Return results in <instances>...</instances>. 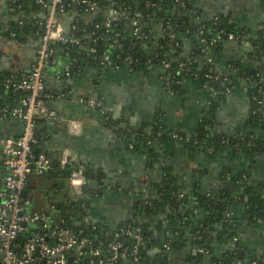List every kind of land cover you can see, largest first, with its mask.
Returning <instances> with one entry per match:
<instances>
[{
	"label": "crops",
	"instance_id": "1",
	"mask_svg": "<svg viewBox=\"0 0 264 264\" xmlns=\"http://www.w3.org/2000/svg\"><path fill=\"white\" fill-rule=\"evenodd\" d=\"M23 1L24 10L19 11L14 1L0 0V26L9 28L12 24H19L16 31L0 30V73L9 72L19 78L27 76L36 60L43 32L40 20L44 16L37 0L32 4L28 0ZM128 1L135 5L144 2L151 6L159 4L167 12L174 10L179 2ZM193 3L195 9L192 13L198 21L225 18L243 30L245 38L239 43L226 39L214 48L206 45L199 33L180 35L179 58L193 61L196 70L181 79L178 86L170 82L164 65L147 62L128 66L126 62L122 66H113L89 61L80 68L73 66L76 59L70 56L65 45L54 46L53 58L44 72L45 85L55 93L48 103L52 101L53 109L63 122L43 123L44 139L40 147L42 153L52 151L53 156L47 155L56 164H59L61 153L66 148L85 165L89 170V190L81 196L88 200L86 211L90 219L106 228L130 222L136 215L137 201L157 196V188L162 186L168 175L174 181V194L190 201L199 188L204 192L230 196L242 194L243 188L250 186L264 195V147L254 153L242 148L232 150L231 147L213 153L203 148L192 150L171 138L148 144L146 140L133 142L136 137L128 136L135 128L143 129L150 137L156 138L170 133L193 137L200 124L206 121L211 136L239 142L252 129L255 96L251 89L254 81L247 73L261 71L257 74L264 79V71L260 69L261 63L250 55V38L264 37V0H193ZM74 4L61 14L65 32H70L74 26L83 28L92 24L100 15L105 22L112 16L111 6L87 10L81 5L75 8ZM143 22L146 26L149 23L145 19ZM130 24L129 16L122 15L123 28L126 30ZM167 24L170 25L167 21L150 24L151 38L155 42L168 34ZM82 28L78 30L87 36L89 33ZM114 53L111 48V56ZM206 66L224 81L223 90H216L212 83L216 81L208 78L207 73L200 74ZM68 67H71L70 74H67ZM82 95L102 101L107 115L115 122L101 123L95 110L76 101V97ZM67 119L78 121L70 125ZM23 128L21 120L0 116V152L6 137L18 136ZM94 171L100 175L98 189L92 188L89 182ZM6 174L0 164V179ZM30 178L26 196L32 197V208L49 210L50 196L72 199L68 178L46 174L31 175ZM230 181H234L233 190L226 186ZM62 182L66 183L65 187L61 186ZM55 183L60 188L55 187ZM168 210L160 209L151 219H146L151 234L145 243L148 264H223L230 255L236 256V264L239 260L250 264L249 256L252 255L256 264H264V217L251 219L238 205L235 215L229 218L236 228L233 229L235 234L229 237L222 231L223 224L203 222L202 231L197 230L196 226L204 219L203 211H195L187 224H179ZM200 233L205 244L198 242ZM239 250H242L241 258ZM160 257L165 258L162 263ZM129 260L131 258H123L119 264H130Z\"/></svg>",
	"mask_w": 264,
	"mask_h": 264
},
{
	"label": "trees",
	"instance_id": "2",
	"mask_svg": "<svg viewBox=\"0 0 264 264\" xmlns=\"http://www.w3.org/2000/svg\"><path fill=\"white\" fill-rule=\"evenodd\" d=\"M12 1H14L16 8H18L19 11H22L24 8V1ZM96 1L100 5V10L110 7L112 2L116 1V4L119 6L120 13L118 18L112 20L109 26L105 24L104 17L102 15H100L92 24L84 26L83 28H85L90 35L87 34L86 36V34L80 33L79 30L82 28L80 25L76 28V30H74L75 35L80 39V43L78 45L65 44L66 49L70 52V56L73 59H76L74 60L73 66H80L81 68L84 62L89 61L101 63L103 53L110 52V49L113 48L115 50L114 55L111 56L113 58V62L121 66L126 64L128 56L133 59V65H144L147 62H151L154 65H163L165 62L170 63V67L166 68V74H169L170 82L173 81L178 86V82L181 81V79H184L196 70V64L193 61L185 58H179L181 43L179 39L180 35L191 36L193 33H199L200 39L204 38V43L214 48L219 47L223 41L227 39L228 34L231 32L236 35V41H241L245 38V32L240 28H237L225 18L219 17L208 22L198 21L195 14L192 13L195 9L193 0H180L171 12H167V10L159 4L151 6L146 5L144 2L135 5L128 0ZM34 2L35 0L30 2L28 0V3L30 4ZM70 7L72 6H68L65 11ZM124 14L127 15V17L129 16L131 21V24L126 30L121 25V17ZM134 19H138L139 21V37L134 32L135 26L132 24ZM144 19L149 22V26L144 25ZM154 21H164L165 23L166 21L169 22L172 26V29H169V32L175 33V37H170L168 32L166 36L158 40V42H155L151 38L150 33V24ZM18 26L19 24H12V29H14V31L18 30ZM145 34H149L150 36L148 38H144ZM218 35H221L222 39L211 45L210 41L212 38L217 37ZM94 38H97L96 42H94ZM250 42L252 46L250 55L252 59L261 63L260 69L264 71V37L250 38ZM91 46L96 47L97 51L95 53L89 52ZM182 63H184L183 69L178 73ZM260 72L256 71L253 74L247 73L248 77L252 78L254 81L251 93L253 96H256V99L253 98L252 123L250 125L252 129L249 131L248 136L239 142L234 139L231 140L224 137L211 136L207 128L208 123L204 121L200 124L196 134L193 135L192 143H188L186 146L190 147L192 150L203 148L205 151L212 147L213 153L222 151V149L228 147H231L232 149L242 148L243 150L254 153L256 150L264 147V79L260 78L257 74ZM204 73L214 74L211 72V68L209 66H206L201 70L200 74L203 75ZM8 79L19 80L21 78L13 76L9 72L0 73V108L13 105L15 100H17V98L21 95L20 90H15L12 86H7L6 81ZM212 83L214 84L216 90H223L225 88L223 80H219L217 83ZM45 90L55 95L51 89L46 87ZM44 122L45 121L42 118L37 119L35 127L36 142L33 143L35 154L42 153L40 145L41 141L44 139ZM113 122H115V120L110 116L109 123ZM133 132L138 134V136H135L136 140H132L133 142L145 140L146 137L151 136L146 134L143 129L135 128L130 130L128 136L130 137ZM160 138L168 141L169 138H171V135H162ZM58 169L59 166L54 162L53 169L45 172L44 174L49 177H53L54 175L60 176L62 173ZM86 174L89 176V170H86ZM36 175L37 174H33V176ZM166 178L167 180L164 181L162 186L157 188L159 191L157 196L137 201L136 215L128 223L119 224L112 228H106L103 224L91 219L90 224H88L85 221V217L89 216L86 211L88 200H85L82 196L76 197L74 200L64 197L58 198L50 196L49 199L51 201V205L55 206L51 209V217L57 219L61 216L64 218L65 226L77 232L80 239L83 237L91 239L92 247H100L104 256L109 253V243L114 239H119V241H121L130 251L134 249V247H138L141 256L139 260L140 264H148V260H145V243L150 238L151 234L150 224L146 221V219H151L160 209H169L168 212L172 219L176 223L182 222L183 224H187L188 221H190L195 211H203L204 219L198 226H196L197 230L200 232L202 231L201 229L204 226L201 228V224L203 222L204 224H223L224 230L222 231L229 237L235 234L233 229L236 228L233 223L234 221H231L230 219L228 220L225 213L231 212L232 215H235V210L238 205L243 207L245 214H247L251 219L256 220L264 217V195H262L259 191L257 192L253 190L250 186L243 188L242 194H231L230 196H224L222 194L213 196V193L204 192L200 188H195L197 190L194 191L192 201L188 199L179 200L173 192L174 181L171 177L169 178V175ZM30 180L27 185L28 189ZM55 187L60 188V185L55 183ZM86 190H89L87 186ZM239 195L242 196L239 197ZM26 197L32 199L30 195ZM190 202L193 205H191ZM170 208L174 209V212ZM138 218H140V220H137ZM94 225H96V228H93ZM137 227H141L140 239L128 235L119 237L115 235V232L120 229H136ZM201 234L202 233H200V239L198 242L199 244H205V238L203 235L201 236ZM28 236L29 233L25 232L19 236V239L24 241ZM100 242L102 243L100 244ZM85 250L88 251V248L85 247ZM235 261L236 256L230 255L227 259H225L223 264H236ZM86 262H84V264ZM247 263L248 262H244L242 264Z\"/></svg>",
	"mask_w": 264,
	"mask_h": 264
},
{
	"label": "built area",
	"instance_id": "3",
	"mask_svg": "<svg viewBox=\"0 0 264 264\" xmlns=\"http://www.w3.org/2000/svg\"><path fill=\"white\" fill-rule=\"evenodd\" d=\"M178 1L180 2V0ZM37 2L42 6L44 16L40 20L43 32L36 60L25 78L6 81L7 86L20 90L21 95L13 105L0 108L1 117L17 118L24 125L21 134L6 138L0 152V162L7 171L3 179H0V264H84L86 260L85 264H119L121 259L127 257L131 258L132 264H140L141 256L138 247H134L130 251L119 239H114L109 243V253L104 256L100 247H92L91 239L87 237L80 239L77 232L65 226L64 218L59 216L54 219L51 217V209L55 207L54 205H51L49 210L46 208H34L33 210L30 198L23 195L31 175H42L54 167V161L50 156L45 153H34L33 143L36 142L35 127L38 118L44 119L47 123L61 124L63 122V118L48 106V101L55 96L45 90L44 72L53 58L55 45H78L80 39L75 35V26L70 32H65L61 14L72 3H76L78 7L81 5L87 10H96L100 6L96 0H37ZM111 7L112 16L106 19L107 26L112 20L117 19L120 13L116 1L112 2ZM133 26H135V34L139 37L138 19L133 20ZM148 37L149 35L145 34L144 38ZM170 37L174 38L175 33H171ZM236 38L232 32L227 36L229 40H236ZM201 39L205 41L204 38ZM221 39V35H218L212 38L210 44L213 45ZM96 41L97 38H94V42ZM96 51L95 46L90 47L89 52L95 53ZM126 62L129 66L133 59L128 56ZM101 63L116 66L110 52L103 53ZM151 65L154 64L151 63ZM163 65L166 68L170 67L168 62ZM183 66L184 63L180 65L178 73L183 69ZM70 68H67V74H70ZM207 77L216 82L220 80L216 74H207ZM76 101L95 110L101 123H109V116L102 101L83 95L76 97ZM67 120L69 124L78 121L76 119ZM168 135H171V139L180 144L192 143V137L189 135L178 133ZM132 136H138V134L133 132ZM157 138L146 137L145 140L148 144H153L161 139L160 136ZM208 150L213 152L212 147ZM57 165L60 169L71 166L68 177L72 190L71 198L75 199L85 195L88 184L86 167L74 158L70 149L65 148L62 151ZM225 216L229 219L232 213L226 212ZM90 220L89 216L85 217L88 224H90ZM93 228H96V225ZM140 231L141 227L123 228L116 231L115 235L118 237L128 235L140 239ZM25 232L29 233V236L21 241L19 236ZM85 247L88 248V251L85 250ZM166 248H169L168 244H166ZM256 262V260L250 259V264H256ZM237 264H242V262L239 260Z\"/></svg>",
	"mask_w": 264,
	"mask_h": 264
},
{
	"label": "water",
	"instance_id": "4",
	"mask_svg": "<svg viewBox=\"0 0 264 264\" xmlns=\"http://www.w3.org/2000/svg\"><path fill=\"white\" fill-rule=\"evenodd\" d=\"M74 7L75 8H78V5L75 3L74 4ZM168 28L169 29H172V26L171 25H169L168 26ZM0 30H3V31H9V30H12V26L11 27H9V28H7V27H4V28H2L1 26H0ZM237 42H239V41H237ZM10 44V43H9ZM203 46H205V44L203 43ZM61 75L62 76H65V73H61ZM71 77V76H70ZM48 106L50 107V108H53V106H52V101H50L49 103H48ZM8 137V136H7ZM6 137V138H7ZM233 150V149H232ZM48 155H50V156H53V154H52V151H49L48 153H47ZM70 168H71V166L69 165V166H67L66 168H64V169H58V170H60L61 171V173H62V176L64 177V178H68L69 177V175H70ZM99 178H100V175L97 173V172H93V173H91L90 174V185H91V187L92 188H94V189H98L99 187H100V184H99ZM65 185H66V183L65 182H62L61 183V186L62 187H65ZM226 186H227V188L229 189V190H233V186H234V181H230V182H227L226 183ZM179 192H181V190L179 189L178 190ZM23 195H27V189H25L24 191H23ZM54 195H56V194H54ZM217 194L216 193H213V196H216ZM65 197H67V194H65ZM86 197V199H87V195L85 196ZM149 197H152V196H149ZM179 200H181V198H178ZM71 200H73V199H71ZM33 210H34V208H32ZM232 209H234V208H232ZM232 223V222H231ZM167 224H168V222H167ZM109 226V225H108ZM238 255H239V257L241 258L242 257V250H239V252H238ZM249 258L250 259H252L253 258V255L252 256H249ZM165 258L164 257H160L159 258V260L161 261V263H162V261L164 260ZM146 261H147V259H145ZM130 261V264H132V260H129Z\"/></svg>",
	"mask_w": 264,
	"mask_h": 264
}]
</instances>
